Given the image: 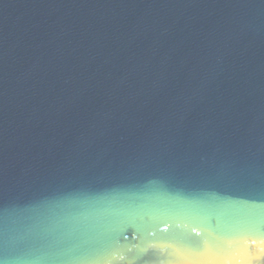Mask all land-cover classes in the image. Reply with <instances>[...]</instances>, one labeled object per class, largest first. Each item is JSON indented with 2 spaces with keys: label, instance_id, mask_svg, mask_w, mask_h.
Masks as SVG:
<instances>
[{
  "label": "water",
  "instance_id": "obj_1",
  "mask_svg": "<svg viewBox=\"0 0 264 264\" xmlns=\"http://www.w3.org/2000/svg\"><path fill=\"white\" fill-rule=\"evenodd\" d=\"M0 264H264V0H0Z\"/></svg>",
  "mask_w": 264,
  "mask_h": 264
}]
</instances>
